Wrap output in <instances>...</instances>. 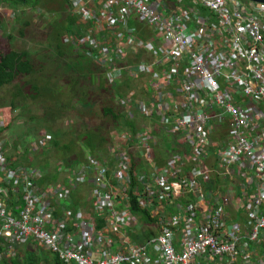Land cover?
<instances>
[{
	"label": "built area",
	"instance_id": "2783aa9c",
	"mask_svg": "<svg viewBox=\"0 0 264 264\" xmlns=\"http://www.w3.org/2000/svg\"><path fill=\"white\" fill-rule=\"evenodd\" d=\"M67 10L86 34L65 44L115 88L145 80L149 101L135 88L118 101L145 122L113 134L111 161L88 152L57 165L65 184L43 187L42 168H13V117L0 114V264L27 249L39 264H264V4L67 0ZM155 132L170 141L164 157ZM52 141L42 135L34 150ZM86 184L91 210L66 208ZM130 192L154 225L132 213Z\"/></svg>",
	"mask_w": 264,
	"mask_h": 264
},
{
	"label": "rangeland",
	"instance_id": "374dc122",
	"mask_svg": "<svg viewBox=\"0 0 264 264\" xmlns=\"http://www.w3.org/2000/svg\"><path fill=\"white\" fill-rule=\"evenodd\" d=\"M65 1L43 0L42 15H39L37 10H31L25 12L26 14L17 21L13 19L14 12L8 7L0 10L4 17V24L0 29V50L4 53H9L11 49L18 52L31 51V57L37 63L38 69L32 75L20 77L14 84L0 89V114L9 120L10 113L14 121L7 127L5 149L7 156L9 155L8 159L16 161L13 168H42L46 172L45 176H51V173L55 175L59 164L71 168L72 161L77 164L86 159L88 153H84L86 148L82 135H86L88 131L101 128L112 138L114 133L126 130L122 120L113 121L102 114L103 107L109 105L117 108L118 103L112 93L107 91L108 86L104 83L105 80H102L101 70L93 67V62H90L91 65L87 59L84 61L81 58L79 62L72 53L62 59L57 57L56 35L62 32L61 29L65 25L66 19L62 15L67 6ZM65 37L66 35H63L59 42L62 43ZM64 48L67 49L68 45ZM77 73L88 77L82 83L83 86L76 80ZM141 85L142 82L128 83L122 91H131ZM35 86L39 92L38 98L34 100L31 94L34 93ZM143 124L144 121L137 118L136 128ZM41 133H51L57 137L59 147L50 148L49 151L34 150ZM164 141L165 139L160 137L158 147H163ZM109 145L110 141L99 150L100 155L98 154L107 161L112 159ZM64 146L71 148L65 149ZM26 150L28 154L24 156ZM160 150H163L161 154L164 157L169 148L163 147ZM23 157L26 161H23ZM114 164L111 162V165ZM141 167L147 170L150 168L148 163H143ZM67 175L59 174L56 182L46 183L43 187L65 184L68 181ZM48 179L53 180L52 177ZM90 189V185H83L72 197V200L75 198L77 205H81L87 212L91 210L88 203ZM137 227L140 232L146 230L140 222Z\"/></svg>",
	"mask_w": 264,
	"mask_h": 264
},
{
	"label": "trees",
	"instance_id": "16d2710c",
	"mask_svg": "<svg viewBox=\"0 0 264 264\" xmlns=\"http://www.w3.org/2000/svg\"><path fill=\"white\" fill-rule=\"evenodd\" d=\"M169 1H174V0H169ZM66 2L67 0L65 1V4H67ZM5 6L8 7L9 10L14 12L13 19L16 21L19 20L21 17H23L26 14L25 12L27 11L30 12L31 10H37V12L39 11V15H42L43 13L41 12L42 11L41 8L44 7L43 0H0V10ZM65 12H63L64 14L62 13V15L66 19L65 25L61 29L62 32L57 33L56 35L57 36L56 42L58 43L56 45L57 57H60L62 59L65 57H69L68 53H72L77 57L79 62H81V58L84 59V61L87 59L89 63L93 62V65L92 63L90 64L93 67H97L99 71L101 70L100 73L102 74V78H103L102 80H105L104 83L106 82L108 86L107 91L112 93V95L114 96V98L116 99L118 103L119 99L122 96L126 95L128 91H130V90H127L126 92H123L122 90L124 89V85L126 86L131 81L125 78L122 85H119L117 89H115L113 83L111 84L107 81L104 69L101 68L99 65H97V63L93 61L88 54L85 53L84 49H78L73 45H68L67 49L64 48L65 45H67L64 43V39L67 36H71V37L76 36V38L80 40L86 34L85 31H82L83 27L78 23V18H74L68 13L67 6L65 8ZM3 24H4V17L2 14H0V29L2 28ZM63 35H66V37L63 39L61 43L59 42V40H61V37ZM10 39L11 38H9V40ZM31 54H32L31 51L18 52L17 50L11 49L9 53H4L0 50V89L14 84L16 80H18L20 77L30 76L33 73L37 72L38 70L36 67L37 63L33 60V58L31 57L32 56ZM78 64H81V63H78ZM76 76H77L76 80H78L79 81L78 83H81V84L88 78L87 76L81 75V73L80 74L77 73ZM33 91L34 93L31 94V98L35 100L38 98V92H39L37 86L33 87ZM13 106H14V103H13ZM117 106L119 108L109 106V105H106L105 107H103L102 109L103 116L113 121L122 120L126 128V131L135 135L139 131V129L136 128V120H133V121L127 120L125 113L122 110L123 107L120 105H117ZM155 134L161 135V133H158V132H155ZM82 136H83L82 138L84 139L83 143L85 144V147L88 149L89 153L99 159L101 158L100 156H98V154L100 155L99 150L105 147L106 145H108L109 141L111 144V138L109 137L108 133L104 129H101V128L93 129V131L90 130L88 131V133H86V135L83 134ZM57 147H59V142H56V141L54 142L53 140L51 148H57ZM160 147L162 146L160 145ZM163 147H168L170 149V145L167 143V141H164ZM64 148L69 149L71 147L64 146ZM27 152L28 151L26 150L24 156L27 155ZM23 161H26L24 157H23ZM71 163L76 164L75 161H72ZM57 175L58 174L56 173L55 175L51 173V176H45L41 182V185L45 186L46 183L56 182V179L58 177ZM48 177H52L53 180H49ZM130 196H131V202H132V213L136 215L139 221L142 222L143 224L147 226L154 225L155 219L152 218L149 211L142 210V208L139 207L137 197L132 192H130ZM65 206L68 209L74 210L77 208L78 205H77L76 199L74 198L72 201L69 202V204H66ZM150 234H153V233L146 232L147 236H150ZM39 256L40 255H38V252L36 251L34 252V251L27 249L25 251V256L23 259L10 261L8 262V264H39V261H40ZM53 264H61L58 257L56 256L53 257Z\"/></svg>",
	"mask_w": 264,
	"mask_h": 264
},
{
	"label": "crops",
	"instance_id": "0c3cea01",
	"mask_svg": "<svg viewBox=\"0 0 264 264\" xmlns=\"http://www.w3.org/2000/svg\"><path fill=\"white\" fill-rule=\"evenodd\" d=\"M145 83V80H142V85L140 86V87H136V89L135 90H137V89H140V95H139V98H142L143 97V95H144V98H142V100H145V101H149L150 99H149V96H150V94H148V93H146L144 90H143V88H142V86H143V84ZM115 89H117V88H115ZM141 119V118H140ZM141 120H143V119H141ZM144 122H145V120H143ZM138 128H140V127H138ZM46 133H41L40 134V137L42 136V135H45ZM48 135H50L52 138H53V140H54V142L56 141V142H59L58 141V138L56 137H54L51 133H48ZM164 139H165V141H166V138L164 137ZM116 140V142H117V144L118 143H120V144H123V142H120V141H118L117 139H115ZM168 140V139H167ZM179 141H180V139L178 140V143H177V146L175 147V150H177V151H182L183 149H184V146L181 144V143H179ZM167 143L169 144L170 143V141H167ZM111 144H112V140H111ZM110 144V145H111ZM59 145H60V142H59ZM110 145H109V147H108V149L109 150H111L112 151V148L110 147ZM86 148V147H85ZM47 151H49V150H47ZM46 152V151H45ZM89 151H88V149L86 148L85 150H84V153L86 154V153H88ZM85 154H84V159H85ZM100 160L101 161H103L104 159L103 158H100ZM83 162V161H82ZM79 163V162H78ZM111 167L112 168H114L115 167V164L112 166L111 165Z\"/></svg>",
	"mask_w": 264,
	"mask_h": 264
},
{
	"label": "bare ground",
	"instance_id": "6f19581e",
	"mask_svg": "<svg viewBox=\"0 0 264 264\" xmlns=\"http://www.w3.org/2000/svg\"><path fill=\"white\" fill-rule=\"evenodd\" d=\"M125 131H126V130H125ZM122 132H124V131H122ZM122 132H121V133H122ZM154 135H155L158 139H160V137H162V138L165 137L163 133H161V135H160V134L156 135V134L154 133ZM112 137H113V135H112ZM111 139H112V138H111Z\"/></svg>",
	"mask_w": 264,
	"mask_h": 264
},
{
	"label": "water",
	"instance_id": "95a60500",
	"mask_svg": "<svg viewBox=\"0 0 264 264\" xmlns=\"http://www.w3.org/2000/svg\"><path fill=\"white\" fill-rule=\"evenodd\" d=\"M249 1L264 4V0H249Z\"/></svg>",
	"mask_w": 264,
	"mask_h": 264
}]
</instances>
